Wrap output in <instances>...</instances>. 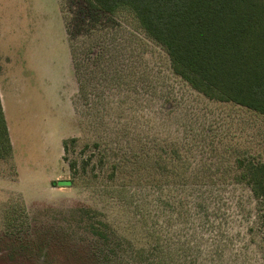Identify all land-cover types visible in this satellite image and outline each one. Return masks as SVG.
I'll use <instances>...</instances> for the list:
<instances>
[{"label":"rangeland","instance_id":"obj_1","mask_svg":"<svg viewBox=\"0 0 264 264\" xmlns=\"http://www.w3.org/2000/svg\"><path fill=\"white\" fill-rule=\"evenodd\" d=\"M87 12L82 0H0V57L14 60L0 62L14 145L0 155V234L10 211L24 234L0 235V264H98L80 207L121 240L111 264H145V213L156 211L163 259L172 251L175 264H264L261 213L250 189L231 182L239 159L264 162V116L192 89L130 13L108 24ZM80 20L96 31L85 35ZM67 23L103 58L104 71L87 76L86 104ZM200 189L211 214L221 205L228 237L204 236L194 221Z\"/></svg>","mask_w":264,"mask_h":264},{"label":"trees","instance_id":"obj_2","mask_svg":"<svg viewBox=\"0 0 264 264\" xmlns=\"http://www.w3.org/2000/svg\"><path fill=\"white\" fill-rule=\"evenodd\" d=\"M82 2L88 9L89 17L102 16L108 20V24L120 12L130 13L144 33L164 49L174 73L192 89L209 100L234 103L264 116V0H82ZM86 22L88 21L80 20L75 27L86 28L83 29L84 34L90 35L96 31L97 26ZM66 26L79 86L78 98L86 104V89L89 86L87 76L96 75L95 73L102 69L104 71L100 65L103 60L102 54L100 52L94 57L95 48L91 49L76 42L74 36L76 33H73L68 23ZM63 146L66 151L68 142L65 141ZM11 152L12 144L0 99V155L5 157ZM233 169L237 174L231 182L250 189L264 226V162L239 159ZM199 173L200 169L197 176ZM205 180L197 181L196 185L203 186ZM54 184L69 187L73 183L61 181ZM198 192V197L194 198V209L197 211L194 214L197 215L194 221H199L198 226L204 229V236H209L210 232L211 236L214 233L228 237L227 229L230 223L226 220L221 205L211 214L208 210L207 197L201 189ZM215 199L214 195L210 196L211 201ZM217 201L219 204L222 202L220 199ZM21 212L25 214V210L22 209ZM77 212L87 222L92 240L96 243L97 263L111 264L112 259H118V249L122 242L110 223L96 219L86 207H80ZM159 213V211L145 213L146 226L153 225L148 231V237L152 241H145L148 245V248H145V264H175V253L172 251L168 258L166 256L163 259L162 256L165 237L160 234ZM11 214L10 211L5 215V227L0 235L4 238L16 237L15 240H22L24 234L14 228L16 214ZM213 217L218 218L217 221H214ZM174 220L172 217V225ZM21 247L30 249V246ZM190 251L191 248L185 250L188 257Z\"/></svg>","mask_w":264,"mask_h":264},{"label":"crops","instance_id":"obj_3","mask_svg":"<svg viewBox=\"0 0 264 264\" xmlns=\"http://www.w3.org/2000/svg\"><path fill=\"white\" fill-rule=\"evenodd\" d=\"M3 60H6L7 62L14 61V60H11L8 57H3L2 60H1V57H0V62L3 61ZM71 62H72V57H71ZM24 63L26 64L25 61H24ZM71 64H72V69H73V79H75L77 81L76 74H75V70H74V67H73V62ZM0 97H1V103H2V106H3V111H4V114H5V119H6L7 126H8V130H9V136H10L11 144L14 147L13 140H12V128L10 127V123H9V105H8V102L6 101V97L4 96V94L2 92L1 82H0Z\"/></svg>","mask_w":264,"mask_h":264}]
</instances>
